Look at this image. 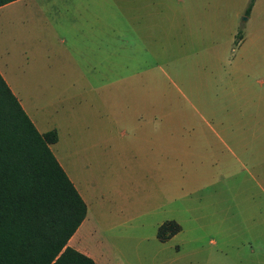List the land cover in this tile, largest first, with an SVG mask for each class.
Listing matches in <instances>:
<instances>
[{"label": "rangeland", "instance_id": "1", "mask_svg": "<svg viewBox=\"0 0 264 264\" xmlns=\"http://www.w3.org/2000/svg\"><path fill=\"white\" fill-rule=\"evenodd\" d=\"M209 2V8L201 13L202 7L192 12L188 0H172L180 17L188 23L181 31L192 32L195 45L202 48L207 31L206 23L201 24V20L210 19L203 16L211 17L217 26L233 17L234 6L242 8L244 4L237 18L239 27L231 44L234 46L239 40L237 34L242 36L246 30L248 14L245 10L249 0ZM5 12V16L10 15V8ZM11 34L8 22L0 29V36L10 37ZM183 42L179 45L184 46ZM191 52L183 47L175 52H156L152 58L147 56L146 73L43 75L40 104L57 106L65 105L60 102L66 101L71 106L66 113L71 122H74L71 115L76 106L85 105L87 110L91 109L98 130H104L99 119H106V114L115 120L110 130L114 132L111 147L96 145L86 157L88 168L81 161H76L75 166L83 180L97 186L93 195L103 192L106 199L105 208L97 212L98 217H90L91 228L95 230L93 237L105 238L111 234L108 233L111 229L114 233L111 243L117 249L108 244V238L103 247L83 239L85 245L102 253L99 264H255L247 246L231 248L223 254L218 244L221 219L216 191L225 186H219L217 181L226 179L232 183L234 177L235 162L227 146H264V106L249 102V90L235 96L231 89L220 96L219 89L235 83L233 74L227 75L217 65L212 73L207 50L197 55ZM114 61L115 66L123 65L120 58L114 57ZM57 113L53 115L64 124L61 144L68 159L75 161L73 127L71 132L66 128L72 124L62 118L60 111ZM123 129L131 135L137 134L134 146L127 141L132 142L135 137L123 136ZM171 130L175 134L165 137L164 133ZM222 130L225 133L220 132ZM217 132L223 136L219 137ZM153 133L156 137L164 134L157 145L151 143ZM171 145L177 147L179 153L189 149V153L183 151L187 160L172 164L171 170L165 167L157 170L160 154L155 150ZM170 182L176 189H168ZM192 191V194L187 193ZM201 196L205 199L203 208ZM224 198L223 209L227 211L231 194ZM194 202L196 208H193ZM168 219L176 220L181 231L160 242L155 237L156 228Z\"/></svg>", "mask_w": 264, "mask_h": 264}, {"label": "crops", "instance_id": "2", "mask_svg": "<svg viewBox=\"0 0 264 264\" xmlns=\"http://www.w3.org/2000/svg\"><path fill=\"white\" fill-rule=\"evenodd\" d=\"M243 5L242 8L234 6L233 14L231 13L233 17L217 26H214L211 17L203 16L210 19L201 20V24L206 23L204 27L207 31V39H203L201 43L202 48L195 45L191 38L192 32L188 34L181 31L188 23L185 18L180 17L172 0H13L0 6V29L9 22L13 33L10 37L0 36V75L38 132L56 130L57 141L49 147L86 205V215L67 244L91 257L96 264H99V257H103L102 253L85 245L83 239L92 240L98 247H103L108 238V244L115 248L111 243L114 233L109 229L108 233L111 234H107L106 238L93 237L95 230L91 228L90 217H98L97 212L105 208V195L103 192L93 195L97 186L83 180L75 166L78 164L76 161H81L88 168L85 164L86 157L96 145L101 148L111 147L114 132L110 130L115 120L112 115L106 114V119H99L104 130H98L94 126L96 121L91 109L87 110L85 105L76 106L71 115L74 122H71L67 120L66 114L67 108L71 110V106L66 101L60 102L65 105L57 106L40 104L43 75L146 73L145 59L147 56L154 57L156 52H175L178 48L185 47L197 55L201 50H207L211 59V65L208 66L212 67V73H215L214 65H217L227 75L233 74L232 81L235 83L225 84L219 89L222 92L220 96L231 89L235 96L241 95L242 90H249V102L254 106H264V0L253 2L245 18L246 30L232 46L235 30L239 27L237 18L243 11ZM209 6V0H188V7L192 12L194 8L202 7L201 13H204ZM8 8L10 15L5 16ZM181 41H184V46L179 45ZM114 57L122 59L123 65L115 66ZM131 63L136 65H130ZM59 111L62 118L72 124L66 125V128L71 132L70 128L73 127L75 161L68 159L61 144L64 124L53 115ZM220 132L225 133L223 130ZM220 132L217 134L222 137ZM130 133L127 129L121 132L123 136L135 137L132 142L127 141L134 146L138 136ZM164 134L167 137L175 132L171 130ZM164 134L161 133L160 136ZM160 136L156 137V133H153L151 143L157 145ZM165 147L155 150V153L160 154L157 170L162 171L164 167L171 170L172 164L187 160L183 155L186 154L184 152L189 153V149L179 153L175 146ZM227 148L233 154L235 162L234 177L232 183L226 179L217 181L219 186L227 187L216 191L221 219L217 231L218 244L225 255L228 249L247 246L254 263L264 264V146ZM168 189L171 191L176 187L172 188L170 182ZM162 190L161 188L160 191ZM229 193L231 204L224 211V195ZM89 200L93 202L90 203ZM204 200L203 198L201 208L205 205ZM195 205L194 202L193 208H196ZM159 208L160 206L157 210ZM168 220L177 222L174 219ZM157 228L155 237L160 241L156 235Z\"/></svg>", "mask_w": 264, "mask_h": 264}, {"label": "trees", "instance_id": "3", "mask_svg": "<svg viewBox=\"0 0 264 264\" xmlns=\"http://www.w3.org/2000/svg\"><path fill=\"white\" fill-rule=\"evenodd\" d=\"M56 141L55 129L38 132L0 75V264H96L67 244L86 205L49 147ZM180 229L168 220L156 235L165 241Z\"/></svg>", "mask_w": 264, "mask_h": 264}]
</instances>
